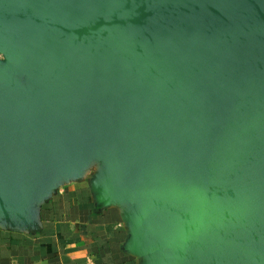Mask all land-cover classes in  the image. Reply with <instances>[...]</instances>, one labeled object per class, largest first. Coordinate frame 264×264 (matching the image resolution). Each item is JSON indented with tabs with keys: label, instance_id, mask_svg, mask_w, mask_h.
Here are the masks:
<instances>
[{
	"label": "water",
	"instance_id": "1",
	"mask_svg": "<svg viewBox=\"0 0 264 264\" xmlns=\"http://www.w3.org/2000/svg\"><path fill=\"white\" fill-rule=\"evenodd\" d=\"M0 54L42 78L23 92L0 61L1 179L25 168L21 111L66 143L120 129L134 180L187 169L159 205L201 227L180 264H264V0H0Z\"/></svg>",
	"mask_w": 264,
	"mask_h": 264
},
{
	"label": "crops",
	"instance_id": "2",
	"mask_svg": "<svg viewBox=\"0 0 264 264\" xmlns=\"http://www.w3.org/2000/svg\"><path fill=\"white\" fill-rule=\"evenodd\" d=\"M10 128L25 168L0 178V264H180L202 240L195 223L160 222L162 194L187 172L184 164L154 183L137 181L120 129H90L66 143L30 110Z\"/></svg>",
	"mask_w": 264,
	"mask_h": 264
},
{
	"label": "rangeland",
	"instance_id": "3",
	"mask_svg": "<svg viewBox=\"0 0 264 264\" xmlns=\"http://www.w3.org/2000/svg\"><path fill=\"white\" fill-rule=\"evenodd\" d=\"M0 61L2 62L3 66L5 67V70L7 74L9 75L10 81L16 86H18L19 90L27 89L32 94H34V91H37L36 88H39V85L41 82V75H34L30 77H26L25 74L17 73L16 70L12 68L11 60L8 55L6 54H0ZM39 74V73H38ZM16 86V87H17ZM41 88V87H40ZM27 93V92H25ZM30 94V93H28Z\"/></svg>",
	"mask_w": 264,
	"mask_h": 264
}]
</instances>
